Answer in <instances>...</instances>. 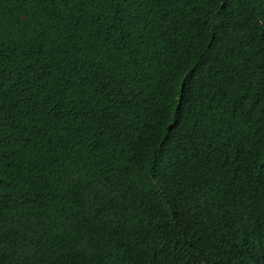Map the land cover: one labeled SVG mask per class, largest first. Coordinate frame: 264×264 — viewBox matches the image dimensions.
Wrapping results in <instances>:
<instances>
[{"label": "trees", "instance_id": "16d2710c", "mask_svg": "<svg viewBox=\"0 0 264 264\" xmlns=\"http://www.w3.org/2000/svg\"><path fill=\"white\" fill-rule=\"evenodd\" d=\"M264 264V0H0V264Z\"/></svg>", "mask_w": 264, "mask_h": 264}, {"label": "clouds", "instance_id": "9594fccd", "mask_svg": "<svg viewBox=\"0 0 264 264\" xmlns=\"http://www.w3.org/2000/svg\"><path fill=\"white\" fill-rule=\"evenodd\" d=\"M175 264H177V263H175Z\"/></svg>", "mask_w": 264, "mask_h": 264}]
</instances>
